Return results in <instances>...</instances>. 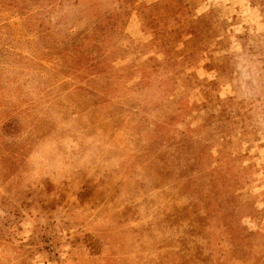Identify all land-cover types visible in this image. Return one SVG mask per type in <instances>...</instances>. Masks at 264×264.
<instances>
[{
  "label": "rangeland",
  "instance_id": "374dc122",
  "mask_svg": "<svg viewBox=\"0 0 264 264\" xmlns=\"http://www.w3.org/2000/svg\"><path fill=\"white\" fill-rule=\"evenodd\" d=\"M0 264H264V0H0Z\"/></svg>",
  "mask_w": 264,
  "mask_h": 264
}]
</instances>
